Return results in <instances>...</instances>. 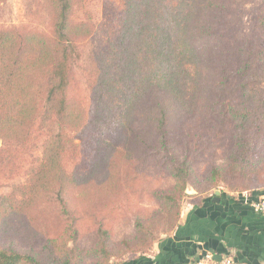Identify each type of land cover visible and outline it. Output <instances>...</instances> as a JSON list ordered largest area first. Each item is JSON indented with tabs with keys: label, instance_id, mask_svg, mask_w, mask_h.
Returning <instances> with one entry per match:
<instances>
[{
	"label": "trees",
	"instance_id": "obj_1",
	"mask_svg": "<svg viewBox=\"0 0 264 264\" xmlns=\"http://www.w3.org/2000/svg\"><path fill=\"white\" fill-rule=\"evenodd\" d=\"M89 1L42 0L44 29L0 25V180L21 169L26 153L42 142L30 175L15 187L19 199L0 194V264H85L86 258L107 264L115 255L107 231L94 229L97 241L85 249L77 225L91 213L89 196L122 190L129 165L138 177L137 152L156 156L174 184L152 193L159 210L149 220L136 218L135 239L122 243L143 250L157 232H173L187 183L206 194L226 181L227 169L214 167L199 183L189 152L172 141L168 127L192 109H226L234 129L228 163L255 167L264 157V6L253 35L232 44L224 22L229 0H118L120 25L80 84L74 67L94 33ZM235 59L236 95L226 101L227 68ZM85 139L95 145L87 176L92 191L75 198L67 163ZM16 215L30 230L26 246H3Z\"/></svg>",
	"mask_w": 264,
	"mask_h": 264
},
{
	"label": "rangeland",
	"instance_id": "obj_2",
	"mask_svg": "<svg viewBox=\"0 0 264 264\" xmlns=\"http://www.w3.org/2000/svg\"><path fill=\"white\" fill-rule=\"evenodd\" d=\"M118 0H90L87 8L94 24V33L81 45L80 58L74 67L76 79L80 84L85 81V74L92 68L94 57L107 46L109 39L114 35L122 19V11L117 4ZM229 10L224 15L226 29L231 43L241 41L246 36H252V27L260 9L264 6V0H229ZM46 8L42 0H3L0 4V25L20 29L23 26L36 29L46 28ZM229 23V26H228ZM264 45V40L259 43ZM237 67L236 59L227 68L229 81L224 93V99L233 100L236 95L234 85ZM264 86V83H263ZM232 91V92H231ZM226 109L195 108L179 116L176 122L168 127L169 134L176 148L184 153L189 152L195 177L202 185L207 183V178L214 167L226 168V181L219 180L213 188L207 189L206 194L194 189L187 183L184 194L179 198L178 225L185 211L198 198L214 194V190H220L231 194L248 193L243 187H254L253 190L264 191V157L258 166L250 167L247 164L236 165L228 163V156L232 149L233 125L229 121ZM81 141V154L75 161L67 163L68 173L72 175L75 188L71 195L77 196L91 194L92 189L88 184L92 182L87 178L90 161L94 156V143L87 144ZM77 143L80 139L76 140ZM1 145V141H0ZM41 140L36 146L26 153L22 168L17 170L11 178L1 179L0 194L19 199L15 187L23 183L30 175L31 168L37 163L41 155ZM132 161L138 166L136 179H133L134 168L129 165L124 180L123 188L114 190L110 195H91L92 204L89 206L90 214L77 225L79 230V246L85 249L94 246L97 241V233L94 229L102 228L107 231V239L111 242L114 256L109 257L107 264H128L139 260V256L151 255L157 244L164 239L167 232H157L156 240L146 245L143 250L128 251L123 241L133 242L136 237L135 219L149 220L159 210V203L152 193L156 190H166L174 184V180L161 166V161L152 153L144 157L136 153ZM123 162H120L122 164ZM135 173V172H134ZM228 181V183H227ZM90 189V190H89ZM118 190V191H117ZM251 192V191H250ZM74 203L76 199L73 200ZM79 204V203H78ZM81 206V205H79ZM87 207V204L85 206ZM20 216L16 215L10 229V233L3 235L2 245L7 244L26 246L27 234L30 232L26 225L20 223ZM39 244L37 240L34 241ZM133 244V243H130ZM231 257V256H229ZM85 264H93L89 258ZM131 264V263H130Z\"/></svg>",
	"mask_w": 264,
	"mask_h": 264
},
{
	"label": "crops",
	"instance_id": "obj_3",
	"mask_svg": "<svg viewBox=\"0 0 264 264\" xmlns=\"http://www.w3.org/2000/svg\"><path fill=\"white\" fill-rule=\"evenodd\" d=\"M263 195L221 191L217 201L214 194L195 201L153 254L128 264H190L204 251L231 256L234 264H264V214L250 206Z\"/></svg>",
	"mask_w": 264,
	"mask_h": 264
},
{
	"label": "built area",
	"instance_id": "obj_4",
	"mask_svg": "<svg viewBox=\"0 0 264 264\" xmlns=\"http://www.w3.org/2000/svg\"><path fill=\"white\" fill-rule=\"evenodd\" d=\"M250 206L253 211L264 214V195L256 200L250 201ZM190 264H233L232 259L228 256L221 257L219 261L214 259V253L211 251H204L197 259Z\"/></svg>",
	"mask_w": 264,
	"mask_h": 264
},
{
	"label": "water",
	"instance_id": "obj_5",
	"mask_svg": "<svg viewBox=\"0 0 264 264\" xmlns=\"http://www.w3.org/2000/svg\"><path fill=\"white\" fill-rule=\"evenodd\" d=\"M220 193H221L220 190H214V195H215L214 200H216V201L218 200V196L220 195ZM214 259L219 261L221 259V255L214 254Z\"/></svg>",
	"mask_w": 264,
	"mask_h": 264
}]
</instances>
